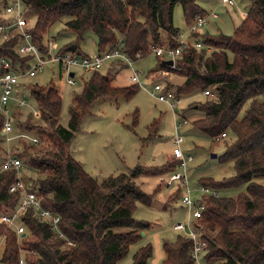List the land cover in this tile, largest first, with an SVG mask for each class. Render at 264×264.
<instances>
[{
    "label": "trees",
    "instance_id": "16d2710c",
    "mask_svg": "<svg viewBox=\"0 0 264 264\" xmlns=\"http://www.w3.org/2000/svg\"><path fill=\"white\" fill-rule=\"evenodd\" d=\"M9 1L1 0L4 5ZM25 1L29 6L26 15L34 18L33 39L44 54L51 52L45 42L50 27L64 16L68 17L64 29L76 37L58 52L87 55L82 44L86 34L94 32L98 52L112 50L122 36V49L137 59L151 52V43L179 44L180 28L174 23L177 4L182 5L188 26L206 13L198 0ZM249 1L245 17L234 32H196L192 36L202 42L200 48L185 47L175 59L174 68L158 56L159 66L155 69H175L184 76V83L176 88V97L210 89L212 94H206L204 100L188 105L204 111L202 117L192 121L198 131L211 138L222 132L234 134L232 142L226 141L221 155L224 161L234 160V174L219 180L204 176L200 184L221 190L248 183L247 192L234 197L205 194L202 198L205 207L199 228L207 239L204 261L209 264H264V184L253 179L264 175V0ZM9 20L3 18L0 23ZM9 34L3 39L0 33V59L6 57L12 68L24 72L30 68L32 57L18 51L21 38L17 30L12 28ZM58 66L62 73L64 70ZM109 67L94 69L74 95L68 126L60 123L63 97L57 86L53 82H33L29 86L40 119H34L30 112L29 119L24 120L25 112L19 111L15 127L37 131L40 142L23 143L24 151L19 155L24 152L30 166L26 174L29 188L37 191L44 207L60 215L59 228L64 235L40 219L33 208L17 218L25 228L21 234L0 221V264H20L21 257L23 264H118L128 255L130 245L144 238L142 231L148 234L162 226L160 220L134 217L138 203L167 208L183 190L176 185L177 189L165 200L156 199L155 193H148L135 182V177L142 174H171L180 163L174 156L154 166L136 165L130 172L112 174L102 181L93 178L72 156L70 141L96 101L132 98L140 90L136 82L115 85L113 79L118 71L111 75L106 72ZM4 118L0 113V132ZM138 120L136 110L131 127ZM158 123L156 119L150 124L149 137L157 134ZM3 139L0 133V150ZM15 178L14 169L3 170L0 166V214L6 208H15L20 201V191L9 190ZM158 186L163 189L162 181ZM68 240L74 243L69 244ZM161 247V264H195L192 239L186 234H178L173 240L164 238ZM154 249L152 242L144 243L134 252L130 264H151Z\"/></svg>",
    "mask_w": 264,
    "mask_h": 264
},
{
    "label": "rangeland",
    "instance_id": "374dc122",
    "mask_svg": "<svg viewBox=\"0 0 264 264\" xmlns=\"http://www.w3.org/2000/svg\"><path fill=\"white\" fill-rule=\"evenodd\" d=\"M198 2H201L202 6L206 10H209H207L209 14L217 13V17L209 16V22L201 27V32L208 30L211 34L217 32L230 34L234 32L235 27L243 20V11L239 12L237 9V7H240L242 10L245 9L246 3H241V0H236L235 3L229 4L222 0H198ZM3 5L4 2L0 0V20L4 17H9L4 12L5 7ZM67 19L68 17L64 16L61 20L54 23L46 35V45L48 44V49L53 54L76 37L74 33L64 29ZM32 21L34 22L33 17ZM174 23L180 28L183 39L186 38L194 41L193 34L188 32V25L183 15L181 4H177L175 7ZM86 35L87 38L82 44V50L91 54L97 51V36L94 32H89ZM166 36L167 34H164L165 38ZM118 38L121 42H119L117 47L122 48L124 44L122 36ZM124 51L128 55L125 49ZM159 57L161 58V56ZM114 59L116 61H111L112 58H110L107 64L102 66V69H105V67L112 65V67L106 70V72L110 71L111 75H114V72L118 71V74L113 79V83L120 86L130 84L133 82L130 79L131 75L136 73L140 79L137 82L140 90L132 98L120 97L117 100L99 99L96 101L90 109L91 112L82 119L80 129L70 141L72 156L82 163L85 170L93 178L102 181L112 174L130 172L129 170L136 165L154 166L164 163L172 156L175 157L173 155V148L176 145V122H181L182 124L179 125V131L184 141L181 142L180 146L185 154H192L193 159L188 160L184 169H181L182 165L180 163L175 168L176 170H184L187 173L189 177L188 184L191 187V195L194 200L203 197V185L200 184V180L204 176L219 180L234 174V160L224 161L221 159L226 141L232 142L234 134H228L225 138L216 141L215 138L201 133L193 126L192 121L202 117L204 111L200 108H188V105L204 100L207 97L202 90L191 92L180 98L176 97V88L178 85L184 83L185 78L178 71H175V69L169 70L164 68L162 71L160 69L155 71L159 66V58L156 53L150 52L147 55H139L137 59L131 58V63L128 64L127 61H120V58ZM74 69L77 72L75 76L77 82L75 84H70L66 81V72L63 71L61 73L56 62L46 63L33 77L24 75L21 78V85L18 86L16 93L25 88L26 90L23 91L22 98H25L27 102L24 105L16 107L15 100H10L6 104V107L9 109L7 116H11L15 122L19 118V111L25 112L24 114L20 112L23 114L22 118L24 120L30 117L27 113L33 112V118L39 120V114H36L34 111L36 102L30 96L29 86L33 82L41 85L53 82L63 97L60 123L63 126H68L70 118L69 107L73 102L74 95L79 93L84 86L85 80L91 75L80 66ZM99 69L102 70L101 68ZM157 82L163 86L162 90L154 89ZM162 91L170 96L169 101L158 98L159 93ZM171 103L175 105L172 107ZM136 110H139V120L133 128L131 124L133 123L134 112ZM156 119L159 121L158 132L156 135L149 137L150 124ZM15 129H17V126ZM0 133L4 136L0 150L2 154L0 156L1 166L4 160L3 157H5L8 150L15 149L20 144L21 151H24V144L20 143L21 138H18L17 134L19 132L17 131H10L12 137L8 141L6 139L7 133L3 132V130ZM30 133L41 135L35 130H32ZM23 156H25L24 152ZM23 173L28 174L29 170H24ZM161 177V174H158V176L142 174L135 177V182L148 193H155L156 199H166L177 187L175 186L173 189L168 190L162 183L164 187L161 189L158 186ZM253 179L264 184V175H255ZM247 188L248 183H244L231 188H222L220 193L223 196L234 197L247 192ZM182 192L183 190H181L180 194L174 199V202L167 208H155L145 203H138L134 211V217L145 218L150 221L160 220L162 226L157 230L160 242L164 238L173 240L178 234L187 235L188 233V231L179 230L175 227L176 222L188 221L191 218L190 208L180 207L179 203H182ZM18 223L19 221L17 220ZM155 235L156 232H149L142 240L131 244L128 255L117 263L130 264L134 252L148 241L152 242L153 247L156 249L154 242ZM1 252L2 246L0 247V254Z\"/></svg>",
    "mask_w": 264,
    "mask_h": 264
},
{
    "label": "built area",
    "instance_id": "2783aa9c",
    "mask_svg": "<svg viewBox=\"0 0 264 264\" xmlns=\"http://www.w3.org/2000/svg\"><path fill=\"white\" fill-rule=\"evenodd\" d=\"M226 3H235L236 0H222ZM4 12L8 15H11V20L9 22H1L0 23V33L2 34L1 38L7 39L9 37V31L12 28H15L18 32L19 37L21 38V42L18 45V51L24 55H30L32 58V64L29 69L26 71H16L11 67V62L6 58L2 57L0 59V63L4 71L0 72V113L5 115L2 130L6 134L7 141L12 137L10 135V131H17L18 138H21L20 143L37 145L40 142V136L38 134H31L30 131L23 130L21 128L15 129V122L11 116H7L9 109L6 107V104L10 100H15V106L18 107L20 105L26 104L27 100L22 98L23 91L26 90L22 88L21 91L16 93V90L19 85H21V78L24 75L32 76L37 74V71L42 69L43 66L48 62H56L62 67V70L66 72V81L70 84H75L77 81L75 80L76 71L74 68L80 66L89 73L93 72L94 69L103 66V64L109 61L110 58H120L123 62L127 61L131 63V58L125 53L122 48L114 47L112 50H109L106 53H100L95 51L91 54L80 55L73 54L72 52H56L53 54L49 52L48 54H44L40 51V47L33 39V33L31 31L32 26V17L26 15V10L29 8L25 0H11L4 5ZM246 12H244L243 16H245ZM209 16L217 17V13L214 12L212 14H200L197 16L198 18L194 23L188 26V32L194 34L199 32L201 27L206 25L209 22ZM179 44L176 46L167 45L165 43H151L150 49L151 52L156 53L158 56H161L164 60H168L170 58L173 59L172 67H177L175 63L176 57H178L185 47L195 46L200 48L202 46V42L200 40L190 41L186 38L183 39V34H179ZM74 72L73 75L71 72ZM130 79L133 82H139L140 79L136 73L132 74ZM154 89L162 90L163 86L160 83H155ZM204 94H212L210 89H204ZM160 100L169 101L170 96L165 92H160L158 95ZM172 107L175 105L171 103ZM36 114L38 113L37 105L34 109ZM33 113V112H32ZM179 120V119H177ZM176 145L173 148V155L177 159H179L180 164L182 165L181 169H184L187 165L188 160L193 159V155L190 153L185 154L183 152L182 147L180 146L181 142L184 141L182 134L179 131V125H182L181 122H176ZM227 134L226 132H222L221 134L215 136V140H221ZM4 140V139H3ZM21 151L20 144L15 149L8 150L7 154H5L4 161L1 165L2 169H14L16 178L11 183L9 190L10 191H20L21 198L17 206L13 209L4 210L2 214H0V221L7 222L8 226H13L16 228L17 233L21 234L25 228L22 224H17V218L23 212H25L29 208H33L37 214V216L46 221L51 225L53 229L58 230L59 234L61 233L59 228L60 215L56 213L53 209L46 208L41 204L40 198L37 194V191L31 190L26 181V174L23 173L24 170H28L30 166L26 159L19 155ZM188 175L184 170H176L170 175H162L161 181L165 185V188L170 190L173 189L176 185H179L183 188V192L181 194V200L183 207L190 208L191 218L188 221H178L175 223V227L179 230L188 231L187 236L192 239V250L191 254L194 258L195 264H207L204 261V255L207 247V239L204 238L202 230H200L199 220L202 217V212L205 207V201L201 197L200 199L194 200L191 195V187L188 184ZM203 196L205 194L212 195L214 197H219L220 190L215 189L211 186L204 185L203 186ZM198 200V201H197ZM69 244H73L74 242L68 240ZM20 264H23L24 257L20 258Z\"/></svg>",
    "mask_w": 264,
    "mask_h": 264
},
{
    "label": "crops",
    "instance_id": "0c3cea01",
    "mask_svg": "<svg viewBox=\"0 0 264 264\" xmlns=\"http://www.w3.org/2000/svg\"><path fill=\"white\" fill-rule=\"evenodd\" d=\"M250 2V1H249ZM241 3H248L247 0H241ZM201 4V2H200ZM202 5V4H201ZM237 9L239 10V12L243 11L242 12V16L244 14V12H246V10H242L240 7H237ZM208 10V9H207ZM206 10V14L209 15V13L207 12ZM209 11V10H208ZM12 16L9 15V17H4L5 19H8V18H11ZM245 16H243V19H244ZM208 31V30H206ZM165 200V198H164ZM171 203H168V205H170ZM180 204V207H183V204L182 203H179ZM145 232V231H144ZM151 232H156V235L154 237V242H155V247L156 249H154V255L153 257L151 258L150 262L151 264H161L160 260L163 258V248L161 247V242H160V236H159V232L156 230V231H151ZM146 235H148L146 232H145Z\"/></svg>",
    "mask_w": 264,
    "mask_h": 264
},
{
    "label": "water",
    "instance_id": "95a60500",
    "mask_svg": "<svg viewBox=\"0 0 264 264\" xmlns=\"http://www.w3.org/2000/svg\"><path fill=\"white\" fill-rule=\"evenodd\" d=\"M164 62L165 63H167V64H173L172 62H173V59L172 58H170V59H168V60H164ZM73 71L71 72V74L73 75ZM215 156H216V154H215ZM142 234L144 235L145 234V232L144 231H142Z\"/></svg>",
    "mask_w": 264,
    "mask_h": 264
}]
</instances>
